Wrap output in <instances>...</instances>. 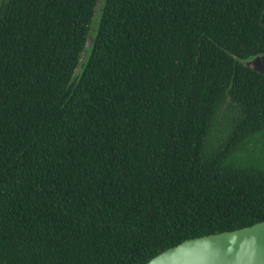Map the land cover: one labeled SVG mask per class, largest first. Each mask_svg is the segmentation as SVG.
<instances>
[{
  "label": "trees",
  "instance_id": "obj_1",
  "mask_svg": "<svg viewBox=\"0 0 264 264\" xmlns=\"http://www.w3.org/2000/svg\"><path fill=\"white\" fill-rule=\"evenodd\" d=\"M97 2H1L0 264H146L264 221V0Z\"/></svg>",
  "mask_w": 264,
  "mask_h": 264
},
{
  "label": "water",
  "instance_id": "obj_2",
  "mask_svg": "<svg viewBox=\"0 0 264 264\" xmlns=\"http://www.w3.org/2000/svg\"><path fill=\"white\" fill-rule=\"evenodd\" d=\"M95 14L100 1L97 0ZM95 42L89 33L81 63ZM251 69L264 74V54L246 61ZM146 264H264V221L242 228L189 238L170 247Z\"/></svg>",
  "mask_w": 264,
  "mask_h": 264
},
{
  "label": "rangeland",
  "instance_id": "obj_3",
  "mask_svg": "<svg viewBox=\"0 0 264 264\" xmlns=\"http://www.w3.org/2000/svg\"><path fill=\"white\" fill-rule=\"evenodd\" d=\"M1 2H2V0H0V5H1ZM225 111L226 110L223 109L221 112V115H219L220 118H219L217 133H219L220 131H223L225 133L224 136L220 133L221 138H224L225 136H227V132L229 131V126L231 125V120H232V118H230V116L233 117L235 115L233 112L230 114L229 111H226V112ZM222 113H223V115H222Z\"/></svg>",
  "mask_w": 264,
  "mask_h": 264
}]
</instances>
